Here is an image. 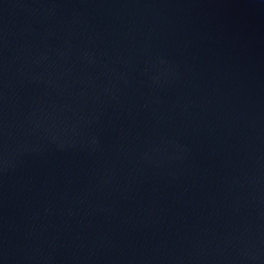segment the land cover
Returning a JSON list of instances; mask_svg holds the SVG:
<instances>
[{"label":"water","instance_id":"95a60500","mask_svg":"<svg viewBox=\"0 0 264 264\" xmlns=\"http://www.w3.org/2000/svg\"><path fill=\"white\" fill-rule=\"evenodd\" d=\"M0 264H264V0H0Z\"/></svg>","mask_w":264,"mask_h":264}]
</instances>
